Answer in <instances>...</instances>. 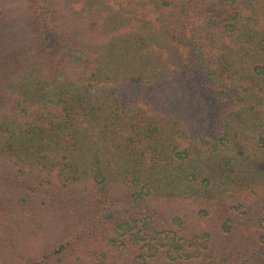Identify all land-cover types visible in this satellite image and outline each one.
I'll return each instance as SVG.
<instances>
[{
	"label": "trees",
	"instance_id": "obj_1",
	"mask_svg": "<svg viewBox=\"0 0 264 264\" xmlns=\"http://www.w3.org/2000/svg\"><path fill=\"white\" fill-rule=\"evenodd\" d=\"M12 2L0 264H264V0Z\"/></svg>",
	"mask_w": 264,
	"mask_h": 264
},
{
	"label": "rangeland",
	"instance_id": "obj_2",
	"mask_svg": "<svg viewBox=\"0 0 264 264\" xmlns=\"http://www.w3.org/2000/svg\"><path fill=\"white\" fill-rule=\"evenodd\" d=\"M13 0H11V3H12V5H13V2H12ZM17 4H18V2L16 3V5L15 6H17Z\"/></svg>",
	"mask_w": 264,
	"mask_h": 264
}]
</instances>
